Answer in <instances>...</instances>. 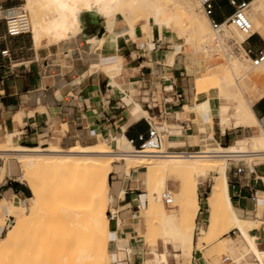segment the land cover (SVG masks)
Returning <instances> with one entry per match:
<instances>
[{"label":"bare ground","instance_id":"1","mask_svg":"<svg viewBox=\"0 0 264 264\" xmlns=\"http://www.w3.org/2000/svg\"><path fill=\"white\" fill-rule=\"evenodd\" d=\"M23 10L36 45L44 37L49 39L47 44L52 45L84 36L87 19L100 25L97 34L86 37L88 41L98 37L99 49L110 41L116 42L122 35L128 34L136 41L135 30L139 23H143L144 29L150 24L168 26L173 39L178 33L182 34L185 38L182 45L192 47L186 58L190 56L194 63L202 62L194 65L196 102L187 109L199 116L203 139L198 153L152 156L141 154L124 136L113 137L117 143L114 149L106 146L104 139L97 138L86 145L76 141L65 146L52 143L45 149H26L14 144L13 135H6V140L0 141V159L7 162L15 159L16 164H7L0 175L19 172V183L30 189L32 197L23 201L16 197L5 199L1 204L9 215H14L15 222L5 239L0 240V249L21 240L30 227H35L45 217L49 204L54 203L59 209L54 221L55 234L49 239V246L40 235L37 242L33 241L29 253L36 259L35 264H117L116 237L110 230L107 207L116 217L113 203L124 199L128 182L132 181L133 187L145 191L147 202L146 207L137 208L140 231L144 224L150 231L144 234L145 244L150 243L151 255L145 264H168L170 254L158 251L159 240L179 249L184 264H188L195 249L214 261L219 252L227 251L229 256L237 255L239 261L248 264L246 251L240 253V247L229 235L232 230L237 231L234 238L245 239L252 246L249 245L250 252L253 249L252 253L262 260L264 254L257 251L249 235L254 223L235 215L228 195L230 161L251 162L264 157V129L245 97V87L252 79L250 74L255 69L264 74V61L259 66L254 65V59L244 46L247 36L234 25L224 24L220 30L213 29L199 0H26ZM39 10L47 11L49 20L41 16ZM247 16L254 30L264 25V0H251ZM194 54H201L202 58L195 59ZM173 60L174 57L169 58L167 63L173 64ZM214 101L218 103L215 111L223 132L231 127L232 107L237 112L235 125L252 128L242 144L222 148L215 139ZM142 108L136 104L133 114L146 115ZM158 132L163 135L161 130ZM132 170L136 171L135 177ZM210 170L218 175L212 178L207 198L211 210L209 225L199 230L194 245L195 222L200 209L198 189L208 179ZM115 173L120 175L122 182L111 185L109 176ZM176 181L178 189L171 191L169 184ZM54 189L56 192L50 195V190L52 193ZM165 194L172 197L169 206L165 205ZM5 219L0 218V233ZM118 222L121 225V220ZM222 228L232 229L228 237L222 238ZM124 250L132 254L129 249L121 251Z\"/></svg>","mask_w":264,"mask_h":264},{"label":"crops","instance_id":"2","mask_svg":"<svg viewBox=\"0 0 264 264\" xmlns=\"http://www.w3.org/2000/svg\"><path fill=\"white\" fill-rule=\"evenodd\" d=\"M215 9L218 21L234 12L227 0H217ZM165 27L170 32L169 37ZM135 32L136 41L128 34L122 35L116 42H108L103 49H99L98 37L89 41L86 39L90 36L86 31L84 36L52 45H47L46 41L36 45L31 37L32 46L27 49L31 51L30 55L27 53L9 61L0 59V141H5L9 134L14 136V144L26 149H38L49 143L65 146L76 141H91L87 143L90 144L97 138L104 139V144L114 149L117 143L113 137L124 136L129 140L136 139L139 134H147V119L165 135V144L169 147L189 146L190 151L200 152L203 139L200 121L196 114L187 109L196 102L193 84L195 64L190 56L184 57L187 55V47L182 45L184 42L178 44L179 36L183 35L178 33L173 39L170 27H155L151 24L146 29L137 25ZM256 32L264 39V25H260ZM80 37L85 39V43ZM168 38L171 44L167 50ZM249 45L255 50L264 47L259 46L255 37L249 40ZM4 51L8 52L7 46L0 49V53ZM172 57L173 64L167 63ZM250 76L252 79L245 87V97L264 129V74L255 69ZM164 87L173 89V92L162 95L171 102L165 106L166 112L162 117L153 116L157 111L150 112L144 107L148 104L149 91L161 92ZM174 94L181 97H174ZM136 104L143 107L146 115L133 114ZM212 106L214 137L219 145L229 148L242 144L251 134L252 128L235 125L237 119L234 115L237 112L232 107L231 127L224 133L214 104ZM234 167H242V174L236 177ZM227 172L228 195L234 213L239 219L254 223L249 235L257 251L264 254V157H257L251 162L230 161ZM132 174L135 177L136 171L132 170ZM116 175L120 179L116 182L121 183L122 178ZM217 175L216 171H209V178ZM131 182H128L124 199L113 203L117 213L121 212L117 216L118 221L121 220V225L118 222L119 229L110 221V230L116 237L117 264H137L140 261L145 264L151 259L150 246L145 244L146 238L141 234L140 217L137 214V208H144L147 204L145 194L143 197L137 194L141 188L133 187ZM202 188L200 184V209L195 222L194 245L199 230L208 227L211 212L208 196L205 199L206 208L202 210L199 195ZM255 193L256 200L252 197ZM14 197L26 200L30 197V189L12 176L5 180L0 178V218H6L5 221H11L14 215H8L1 204L5 199L9 201ZM141 200L145 202L144 206ZM134 203L138 206L135 215H132L127 209L132 208ZM4 230L5 227L0 236ZM233 239L240 247V253L246 251L245 260L248 264H264V257L260 260L252 253L253 249L250 252L252 246L249 244V247L245 239L242 241L239 236ZM146 248H149V253H145ZM122 249L132 251V254L129 252L132 255L129 260ZM157 249L160 253L170 254L168 264L170 258L175 264H184L182 252L172 243L164 244L159 240ZM188 259L190 264H209L197 249ZM192 260L197 262L193 263ZM239 262L245 264V261Z\"/></svg>","mask_w":264,"mask_h":264},{"label":"rangeland","instance_id":"3","mask_svg":"<svg viewBox=\"0 0 264 264\" xmlns=\"http://www.w3.org/2000/svg\"><path fill=\"white\" fill-rule=\"evenodd\" d=\"M1 1L5 2V6L6 7H15V6H17V7L21 8V9H23L22 6H24L25 3H26V0H1ZM169 4L171 6L174 5L173 2H171ZM34 7L36 8V6H34ZM198 12H200V11H198ZM39 13H40L41 16H43L47 20H49V15L47 14V11L41 12L39 10ZM201 14L204 15L203 13H201ZM28 15H30L29 17L32 19V15L30 13H28ZM256 17L259 18L258 16H256ZM87 20H88V27L86 29V33L89 34V35L96 34L98 32V29L100 28V25H96L95 23L90 21L91 19H87ZM138 25H142L143 26V23H139ZM259 26L260 25H258V28H259ZM258 28H256L255 30L257 31ZM165 32H166L167 36L169 37L170 36V32H169L168 28H166V27H165ZM31 37H32L31 34H29V35H26L25 37L19 38V39L7 38L5 40H1L0 41V49L2 47H6L7 46L8 52L7 53L1 52L0 53V59H4L6 61H9L10 59L15 60L16 58H21V57L25 56L27 53H28V55H30L31 51H27V49L32 46ZM79 39L82 41V43H85V39H83L82 37H80ZM255 39L258 42L259 46H264V39L260 35H256ZM43 41H46V43L49 42L48 38H46V37L42 38L40 44H42ZM167 41H168L167 42V47H165V49L168 50V48H170L171 41H170L169 38H168ZM183 42H185L184 36H179L178 44L180 45ZM191 50H192V47L188 46L186 48L187 54L191 53ZM184 57L186 58L185 55H184ZM193 57L195 59L202 58L201 54H194ZM194 64L198 65V64H202V62L199 61V62H195ZM131 66H133V65H131ZM157 97H158V99H160V97H161L160 91L158 92ZM213 104L216 107L218 103H217V101H214ZM144 107L147 110H149L147 105L144 106ZM150 112H154V111L151 110ZM152 115L153 116H157L156 113H153ZM198 118H199V116H198ZM80 142L85 145V144H87V143H89L91 141H80ZM51 144L52 143H49L48 145H43V146H40L39 148L40 149H45L46 147L50 146ZM247 162H249V161H247ZM9 163H15L16 164V160L15 159H9L8 162H7L6 159H0V170L2 168L6 167L7 164H9ZM211 175H213V173H211ZM10 176H12V178H14V179H17V181L19 180V178H18L19 172L11 173V174L3 173L2 175H0V178L2 180H5V179H7V177H10ZM118 180H120V179H119V177L116 174H111L109 176V183L111 185H113ZM198 180L199 181H204V178H198ZM176 183H177V181L175 182V184L170 182L169 189L171 191H174L175 188H178V184H176ZM211 185H212V178H209V177L204 183H202V187L203 188L201 189V191L199 193V195H200V204H201L202 210L206 208L205 199L208 196V193L210 192ZM55 192H56L55 189H54V191H52V193H51V190H50L49 194L53 195V193H55ZM137 194H139V195H141L143 197L144 194H145V191L143 189H140V192H137ZM30 197H32L31 191H30ZM30 197H28V198H30ZM141 203L143 204V206L145 205V202L142 201V200H141ZM26 204H27V202L24 201V205H23L24 209H26ZM119 205L123 206L124 203H120ZM165 205H166V203H165ZM137 206L138 205L134 203L132 208L130 207V209H127V210L131 211L132 215H135V210H136ZM146 206H147V204L144 207H146ZM167 206H169V205H167ZM117 207H118V205H117ZM110 211H111V208L107 207V215L109 217H110ZM47 212L48 213L45 215V217L42 220L38 221L35 227H30L27 230L26 234L23 236V238L21 240H19L17 243H15L12 246L3 247L2 249H0V264H35L36 259L30 255L29 250L32 247L31 245L33 244V241L37 242V240H39V235L43 237V241L45 242V245H47V246L50 245L49 239L55 234L54 221H55V218L57 217V215H59L58 205L56 206V205H54V203L53 204H49ZM120 213L121 212H119V214ZM14 218H11V221H5L6 219L3 221L1 227L2 228L5 227V230L3 231L2 235L0 236V240L5 239L8 230L12 227V225L15 222ZM126 219H128V218H126ZM196 221H197V219H196ZM109 226H110V220H109ZM222 229H223V233L221 231L222 238L228 237V233L232 230V229L226 230L227 228H222ZM148 232H150L149 228H148V226L146 224H144L141 227V234H143V235L145 234L146 235V234H148ZM196 233H197V230H196ZM229 235L231 237H236V236H234V235H232L230 233H229ZM147 245L150 246V243H147ZM170 250L172 252V249H170ZM46 252L47 251H45V253ZM145 253H149V248H146ZM230 255H232V254H230ZM224 256H229V253L227 251L219 252L217 254V260H215V261L210 259V258H207V257H205V259H207L209 264H221V260H222V258ZM236 256L234 255V257L233 256H230V257H232L235 260H237L239 258V256H237V258H235ZM146 257H149V256L147 255ZM170 259H171L170 260V264H175L174 260L172 258H170ZM237 261L239 262V259ZM193 263H194V261H193ZM137 264H141V261L139 263H137ZM188 264H190L189 259H188Z\"/></svg>","mask_w":264,"mask_h":264},{"label":"built area","instance_id":"4","mask_svg":"<svg viewBox=\"0 0 264 264\" xmlns=\"http://www.w3.org/2000/svg\"><path fill=\"white\" fill-rule=\"evenodd\" d=\"M202 6V9L206 16L210 18L211 25L213 29L220 30L224 24L234 25L237 27L244 35L247 36V40L244 43L245 49L250 57L254 59V65L259 66L264 61V47L259 50L253 49L249 45V40L256 35H258L253 27L252 22L247 16V11L249 10L250 1L249 0H227L230 7L234 9V12L225 17L222 21H218L215 18L216 9L215 2L217 0H199ZM19 7H6L5 2L0 0V41L4 38H17L24 35H29V22L27 13L18 9ZM5 52V51H4ZM3 52V53H4ZM173 89L169 87H164L160 92V99H158L157 91H149L148 95V104L147 107L149 110H156L157 115L162 117L166 112V105L171 101L168 98H163V93H171ZM174 97H181L180 95H173ZM148 132L147 134H139L136 139H129L130 143L137 149L141 151L143 155H152V156H173V155H187L190 151V147L183 148H171L169 145L165 144V135H161L154 125L148 121ZM166 145V146H165ZM243 161V160H241ZM234 175L237 177L242 174V167H234ZM132 192V191H131ZM256 200V193L252 196ZM164 201L166 205H171L172 197L170 194L164 195ZM119 212L117 213V216ZM115 217L114 213L110 211V221H113L116 225V228L119 229L118 217ZM234 236H237V231L232 230L230 233ZM129 260V253L127 250H124ZM135 255V254H134ZM194 262H197L194 260ZM129 264H135V262ZM221 264H238L230 256H224L221 260Z\"/></svg>","mask_w":264,"mask_h":264},{"label":"trees","instance_id":"5","mask_svg":"<svg viewBox=\"0 0 264 264\" xmlns=\"http://www.w3.org/2000/svg\"><path fill=\"white\" fill-rule=\"evenodd\" d=\"M250 1V0H249ZM18 184V183H17ZM18 185H20V184H18Z\"/></svg>","mask_w":264,"mask_h":264}]
</instances>
